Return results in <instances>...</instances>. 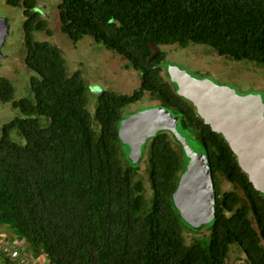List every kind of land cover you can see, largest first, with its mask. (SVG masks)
Segmentation results:
<instances>
[{
  "label": "trees",
  "instance_id": "16d2710c",
  "mask_svg": "<svg viewBox=\"0 0 264 264\" xmlns=\"http://www.w3.org/2000/svg\"><path fill=\"white\" fill-rule=\"evenodd\" d=\"M3 1L23 9L24 63L33 75L30 96L21 99L0 76V102L21 114L0 125V227L47 264H227L231 246L248 264H264V194L225 138L178 93L159 50L205 46L264 67V0H61V32L69 40L89 37L140 73L131 94L98 93L93 112L82 70L70 73L58 46L36 40L37 32L51 35L36 1ZM146 94L179 115L191 147L207 155L216 193L215 217L207 225L193 228L175 204L188 165L175 136L157 133L137 163L120 137L122 121L131 116L125 108ZM145 155L149 199L138 177ZM218 175L236 191H220ZM204 229L208 236L187 244L188 231ZM6 248L0 255L10 264Z\"/></svg>",
  "mask_w": 264,
  "mask_h": 264
},
{
  "label": "rangeland",
  "instance_id": "374dc122",
  "mask_svg": "<svg viewBox=\"0 0 264 264\" xmlns=\"http://www.w3.org/2000/svg\"><path fill=\"white\" fill-rule=\"evenodd\" d=\"M35 9L43 19L48 22L51 35L45 32L35 33L38 41H48L58 46L66 59L67 68L70 73L82 70L89 95L92 101L89 110L94 111L96 95L102 91H114L119 94H131L140 86V73L134 69H128V61L121 55L109 52L97 45L91 38L87 37L78 43H73L61 32L58 5L61 0H35ZM23 9H15L0 0V19L6 20L9 25V35L0 49V76L11 81L15 88V99L30 96V78L33 73L27 69L24 63V34H23ZM158 50V49H156ZM159 50L166 53L164 67L173 66L188 71L197 78H209L221 86H229L236 89L240 94H257L264 98V67L248 62H234L226 57H221L205 46L191 45L186 49L179 46H163ZM163 77L167 79V73L163 69ZM160 103L153 100L149 94L138 103L125 108V116L136 114L142 110L154 108ZM21 116L20 112L12 107L10 103L0 102V125ZM186 132V131H185ZM188 135V133H187ZM13 139L20 142L17 133H13ZM196 149L201 150L199 143L192 140ZM147 156L145 155L139 166V179L144 183L147 198L152 192L147 172ZM220 191H236V188L228 183L225 178L218 175ZM208 236V230L204 229L200 234L188 231L185 234L187 244L194 238ZM8 243V244H7ZM13 244L15 248L12 249ZM9 254L10 264H47L44 257L35 260L27 246L14 238L7 227H0V252L2 248ZM11 247V248H10ZM12 249V253L11 250ZM14 251L20 253L15 258ZM23 255V256H22ZM17 261L15 263V261ZM0 264L5 261L0 255ZM227 264H248L244 253L237 246H231Z\"/></svg>",
  "mask_w": 264,
  "mask_h": 264
},
{
  "label": "water",
  "instance_id": "95a60500",
  "mask_svg": "<svg viewBox=\"0 0 264 264\" xmlns=\"http://www.w3.org/2000/svg\"><path fill=\"white\" fill-rule=\"evenodd\" d=\"M0 29L1 49L9 35L6 20L0 19ZM167 72L178 86V93L194 104L206 125L225 138L254 188L264 194L263 96L240 94L234 88L218 85L209 78L194 77L177 67L168 66ZM161 131L175 136L188 160L174 194L183 219L193 228L211 223L215 217L216 193L208 158L191 147L179 115L162 105L145 109L123 120L119 133L131 148L132 161L137 163L143 146Z\"/></svg>",
  "mask_w": 264,
  "mask_h": 264
},
{
  "label": "built area",
  "instance_id": "2783aa9c",
  "mask_svg": "<svg viewBox=\"0 0 264 264\" xmlns=\"http://www.w3.org/2000/svg\"><path fill=\"white\" fill-rule=\"evenodd\" d=\"M13 244H11L10 246H12ZM11 248V247H10ZM11 250V253H12V249H10ZM13 254L15 255V256H13V257H15V258H19V256H20V253L19 252H17V251H14L13 252Z\"/></svg>",
  "mask_w": 264,
  "mask_h": 264
},
{
  "label": "bare ground",
  "instance_id": "6f19581e",
  "mask_svg": "<svg viewBox=\"0 0 264 264\" xmlns=\"http://www.w3.org/2000/svg\"><path fill=\"white\" fill-rule=\"evenodd\" d=\"M1 34H2V31H1V29H0V36H1Z\"/></svg>",
  "mask_w": 264,
  "mask_h": 264
},
{
  "label": "flooded vegetation",
  "instance_id": "af4514ba",
  "mask_svg": "<svg viewBox=\"0 0 264 264\" xmlns=\"http://www.w3.org/2000/svg\"><path fill=\"white\" fill-rule=\"evenodd\" d=\"M15 9H18V8H15Z\"/></svg>",
  "mask_w": 264,
  "mask_h": 264
}]
</instances>
